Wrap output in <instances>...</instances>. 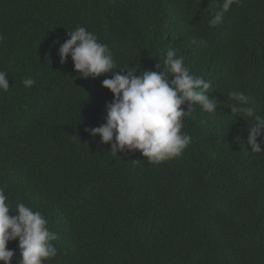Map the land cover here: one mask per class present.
Returning a JSON list of instances; mask_svg holds the SVG:
<instances>
[{
    "label": "trees",
    "instance_id": "trees-1",
    "mask_svg": "<svg viewBox=\"0 0 264 264\" xmlns=\"http://www.w3.org/2000/svg\"><path fill=\"white\" fill-rule=\"evenodd\" d=\"M217 3L0 0L10 84L0 91V187L57 234V255L43 264H264V152L247 144L264 116V0H238L213 27ZM80 26L112 51L114 72L158 71L176 48L210 82L217 109L193 105L180 155L158 165L139 150L113 155L85 131L106 123L114 94L103 87L110 73L85 79L71 56L60 62L67 32ZM232 91L250 97L252 117L232 113ZM8 248L17 264L19 240Z\"/></svg>",
    "mask_w": 264,
    "mask_h": 264
},
{
    "label": "clouds",
    "instance_id": "clouds-1",
    "mask_svg": "<svg viewBox=\"0 0 264 264\" xmlns=\"http://www.w3.org/2000/svg\"><path fill=\"white\" fill-rule=\"evenodd\" d=\"M234 3L238 0H218V11L209 24L213 27L222 24ZM67 35L68 39L59 48L62 64L71 56L75 70L85 79L108 73L112 76L103 80V87L114 94L113 102L107 105L106 123L85 131L92 137H101L103 144H111L113 155L139 150L149 163L158 165L168 161L180 155L191 142L190 135L182 130L184 118L191 113L193 105L208 113L216 111L219 102L207 95L210 82L192 74L176 48L167 51L163 66L161 62L156 65L158 71H138L131 66L114 72L117 65L113 53L95 34L80 26ZM22 82L25 87L35 84L32 78ZM9 88L8 73L0 71V91ZM228 97L237 102L229 105L233 114L254 115L248 107L250 97L244 92L232 91ZM185 105L187 110L182 107ZM262 137L264 116H255L247 139L254 153L264 152ZM5 187H0V264H11L15 252L9 250L8 244L17 239L21 254L17 264H43L56 257L57 248L52 242L58 236L49 231L45 217L23 202H17L13 208ZM10 212L17 215L10 216Z\"/></svg>",
    "mask_w": 264,
    "mask_h": 264
}]
</instances>
